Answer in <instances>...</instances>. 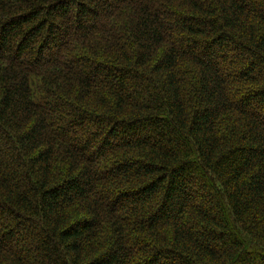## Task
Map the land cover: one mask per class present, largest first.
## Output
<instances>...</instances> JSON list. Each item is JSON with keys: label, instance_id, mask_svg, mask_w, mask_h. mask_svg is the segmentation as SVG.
I'll use <instances>...</instances> for the list:
<instances>
[{"label": "trees", "instance_id": "16d2710c", "mask_svg": "<svg viewBox=\"0 0 264 264\" xmlns=\"http://www.w3.org/2000/svg\"><path fill=\"white\" fill-rule=\"evenodd\" d=\"M0 264H264V0H0Z\"/></svg>", "mask_w": 264, "mask_h": 264}]
</instances>
